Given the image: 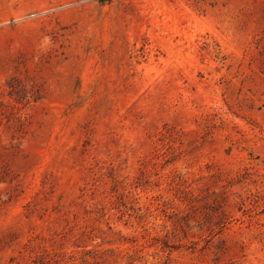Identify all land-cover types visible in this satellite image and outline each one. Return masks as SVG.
Segmentation results:
<instances>
[{
    "label": "rangeland",
    "instance_id": "obj_1",
    "mask_svg": "<svg viewBox=\"0 0 264 264\" xmlns=\"http://www.w3.org/2000/svg\"><path fill=\"white\" fill-rule=\"evenodd\" d=\"M0 264H264V0H0Z\"/></svg>",
    "mask_w": 264,
    "mask_h": 264
}]
</instances>
